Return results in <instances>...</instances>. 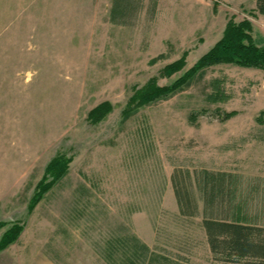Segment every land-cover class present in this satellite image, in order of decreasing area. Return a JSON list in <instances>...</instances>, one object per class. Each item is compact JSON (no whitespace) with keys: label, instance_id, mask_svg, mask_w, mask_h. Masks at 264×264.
I'll use <instances>...</instances> for the list:
<instances>
[{"label":"rangeland","instance_id":"rangeland-1","mask_svg":"<svg viewBox=\"0 0 264 264\" xmlns=\"http://www.w3.org/2000/svg\"><path fill=\"white\" fill-rule=\"evenodd\" d=\"M254 6L0 0V238L22 227L0 250V264H225L202 246L197 172L234 175L230 201L214 214L228 208L264 224V70L215 64L174 93L125 110L150 78L169 85L181 76L229 18L249 20L264 43V15L251 13ZM184 53L180 71L161 73ZM217 89L223 94L213 95ZM102 102L109 111L91 122ZM59 153L71 157L66 173L29 209ZM175 168L189 169L194 184L197 212L187 219L175 213Z\"/></svg>","mask_w":264,"mask_h":264},{"label":"trees","instance_id":"trees-1","mask_svg":"<svg viewBox=\"0 0 264 264\" xmlns=\"http://www.w3.org/2000/svg\"><path fill=\"white\" fill-rule=\"evenodd\" d=\"M253 14L264 15V0H255ZM252 24L243 19L235 22L229 18L224 26L222 36L194 63L169 85H158L150 78L142 87L136 89L127 102L125 114L133 107L166 97L183 84L187 83L196 73L215 64H233L247 68L264 70V43L258 44L252 36ZM185 53L175 61L166 64L161 73L170 76L180 71L184 66ZM213 95L223 94L220 90ZM108 102H102L92 108L88 117L91 122H97L109 111ZM235 111H228L223 118H228ZM260 114L258 116L261 119ZM71 157L56 154L46 164L41 179L37 182L30 199L31 209L42 195L61 178L67 170ZM197 171H193L195 174ZM201 172V175L199 174ZM197 185L201 188L203 215L201 224L205 231L206 241L214 259L222 263L264 264V225L247 218L243 213L220 210L214 214L215 205L230 201V190L233 174L229 172L210 171L202 169L197 172ZM170 184L179 214L186 217L195 216L197 212L196 199L193 193L192 176L189 169L175 168L170 175ZM4 223L0 222V227ZM22 227L18 224L10 226L0 238V250L13 242Z\"/></svg>","mask_w":264,"mask_h":264},{"label":"crops","instance_id":"crops-1","mask_svg":"<svg viewBox=\"0 0 264 264\" xmlns=\"http://www.w3.org/2000/svg\"><path fill=\"white\" fill-rule=\"evenodd\" d=\"M174 200H175V198H174ZM175 213L177 214V215H179L180 217L182 216V215H180L179 214V211H178V209H177V205H176V209H175ZM182 218H189V217H186V216H182ZM202 218V217H201ZM201 218H199V221H200V226H199V231L201 230V232H202V236H203V243H202V246L204 245L205 247L207 246V248L209 249V247H208V244H207V241H206V235H205V231H204V229H203V227H202V224H201ZM257 223V222H256ZM258 224H260V223H258ZM262 225H264V224H262ZM198 245H193L191 248H196ZM147 248V247H149V246H147L145 243H140V248ZM185 248V247H184ZM209 252H210V250H209ZM211 253V252H210ZM184 254V253H183ZM181 257V256H180ZM183 264H188V263H186V262H184Z\"/></svg>","mask_w":264,"mask_h":264}]
</instances>
